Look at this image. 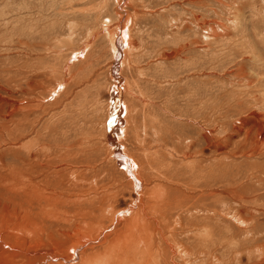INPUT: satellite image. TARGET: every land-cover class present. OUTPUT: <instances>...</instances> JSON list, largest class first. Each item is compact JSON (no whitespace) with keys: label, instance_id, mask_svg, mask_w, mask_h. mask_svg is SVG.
<instances>
[{"label":"rangeland","instance_id":"rangeland-1","mask_svg":"<svg viewBox=\"0 0 264 264\" xmlns=\"http://www.w3.org/2000/svg\"><path fill=\"white\" fill-rule=\"evenodd\" d=\"M0 84V264H264V0H0Z\"/></svg>","mask_w":264,"mask_h":264},{"label":"bare ground","instance_id":"bare-ground-1","mask_svg":"<svg viewBox=\"0 0 264 264\" xmlns=\"http://www.w3.org/2000/svg\"><path fill=\"white\" fill-rule=\"evenodd\" d=\"M26 2V1H25ZM29 6V5H28ZM30 18V17H29ZM30 20V19H29ZM37 22V21H36ZM73 26V25H72ZM126 26V25H125ZM176 26V25H175ZM124 27V26H123ZM74 28H75V26H74ZM77 28V27H76ZM12 30V29H11ZM16 30H18V29H16ZM13 32V31H12ZM11 32V33H12ZM34 32V31H33ZM12 34H14V33H12ZM28 34V33H27ZM27 34H25V35H27ZM30 34H31V32H30ZM24 34H23V37L25 36ZM120 35V34H119ZM35 36V34L33 33V36L32 37H34ZM70 36V35H69ZM27 37V36H26ZM30 37V36H29ZM31 37V38H32ZM71 37V36H70ZM110 37V36H109ZM116 37H118V36H116ZM115 38V36H114V34H113V38H112V45L114 46V48H115V52L116 51H120V49H119V46L118 45H120V46H125V39H124V37L122 38V37H120L121 39H119V41H117V43H116V39H114ZM20 39V38H19ZM111 39V38H110ZM29 40V39H28ZM72 40V39H71ZM24 43V42H23ZM52 43H54V42H52ZM51 43V44H52ZM70 43H71V41H70ZM119 43V44H118ZM22 44V43H21ZM24 44H26L25 46H26V48L28 49V51L26 52L27 53V55L29 56V58L27 59V60H25V61H22L21 63H18V64H16L17 66H18V69H16L14 72H12V73H10V76H12V80L13 81H16L17 79H20V80H22V82L18 85L19 86V90H20V93L22 92L23 94H25V96H23V98L24 99H21L20 101H19V104H21V106H19V107H17V106H15V107H13V108H20L21 109V112H23V110H24V108H27V107H29V105L27 104V102L28 103H30V101H31V98L30 97H28L27 96V94L29 95V94H31L32 93V91H35L36 89H37V85H38V83L39 82H41L39 79H36L35 78V75H41L42 73L39 71L40 69H41V67H40V69L39 68H30V70L28 69H26L27 67H26V65L25 64H29L30 62H31V64H36V63H33V62H35V61H33L30 57H31V55H33L32 54V51H34V50H37L36 49V47L38 48V44H36V42H32V41H26ZM40 44V43H39ZM69 44V43H68ZM70 45V44H69ZM24 46V45H23ZM22 46V47H23ZM42 46V45H41ZM40 47V46H39ZM51 47V46H50ZM53 47V46H52ZM53 48H55V47H53ZM41 50V49H40ZM47 52V51H46ZM80 52V51H79ZM26 57V56H25ZM27 58V57H26ZM30 59V60H29ZM29 60V61H28ZM33 61V62H32ZM46 68V67H45ZM26 71H25V70ZM39 69V70H38ZM43 69V68H42ZM42 76V75H41ZM38 82V83H37ZM11 84H13V83H11ZM1 85V84H0ZM15 86V85H14ZM1 87V86H0ZM15 88H17V87H15ZM14 88V89H15ZM18 89V88H17ZM7 91H10L9 89H6ZM12 91V90H11ZM16 92H17V90H16ZM15 92V93H16ZM38 92V91H37ZM35 95V94H34ZM41 95V94H40ZM39 95V96H40ZM32 97V96H31ZM35 98V97H34ZM33 98V99H34ZM17 99V98H16ZM15 99V100H16ZM37 99V101H38V98H36ZM35 100V99H34ZM40 101H41V99H39ZM18 101V100H17ZM23 102H26V103H23ZM18 103V102H17ZM32 103V102H31ZM23 104H25V105H23ZM28 106H27V105ZM42 104V103H41ZM14 105V104H13ZM43 106V105H42ZM8 114H9V112H8ZM24 116H26V115H24ZM7 117V116H6ZM25 121V120H24ZM121 120L118 118V122H120ZM20 125L19 126H21L22 127V125L24 124L23 123V121L22 122H20L19 123ZM120 125H122V122H120V124H118L117 126H115V132H116V135H117V137L119 136V127H120ZM114 128V127H113ZM17 129V128H16ZM20 130V129H19ZM112 134V133H111ZM110 134V135H111ZM113 136V135H112ZM120 137V136H119ZM112 139V138H111ZM118 145V144H117ZM117 147V146H116ZM114 151V150H113ZM115 152L117 153V156H118V158H123V159H125V160H127V157H126V155L124 156L123 154L124 153H121L122 151H120L119 152V150H115ZM116 156V157H117ZM131 159V158H130ZM187 161V160H186ZM121 162V161H120ZM124 162V161H123ZM127 162V161H126ZM129 162V161H128ZM126 164V163H125ZM130 164V163H129ZM131 165V164H130ZM127 168H131V166L129 167H127ZM127 170V169H126ZM132 170V169H131ZM130 171V170H129ZM135 172V171H134ZM134 172H133V174H134ZM132 173V172H131ZM132 174V175H133ZM159 174V173H158ZM134 176V175H133ZM135 177V176H134ZM12 178H13V176H12ZM144 181V180H143ZM49 182V181H48ZM47 182V183H48ZM136 182L138 183L139 181H138V179L136 178ZM29 183H31V180H30V182ZM22 184V183H21ZM24 184V183H23ZM140 184V183H139ZM138 184V185H139ZM115 185V184H114ZM24 186V185H23ZM25 187H27V186H25ZM25 189V188H24ZM91 189V188H90ZM12 190V189H11ZM53 190V189H52ZM43 192V191H42ZM93 192V191H92ZM82 193V192H81ZM115 194V193H114ZM85 196V195H84ZM78 197V196H77ZM158 198V197H157ZM88 199V198H87ZM82 200V199H81ZM151 200V199H150ZM79 201V200H78ZM84 201V200H83ZM9 202V201H8ZM11 203H13V202H11ZM13 212H11V213H15L16 212V210H17V208H15L14 206L12 207V209H11ZM106 210V209H105ZM9 212V211H8ZM129 212V211H128ZM102 213V212H101ZM87 214V213H86ZM107 214V213H106ZM112 214V213H111ZM117 214V213H116ZM104 215V214H103ZM108 215V214H107ZM106 215V216H107ZM110 215V214H109ZM91 216V215H90ZM114 216H115V214H114ZM113 216V217H114ZM119 216V215H118ZM131 216V215H130ZM108 218H109V216H108ZM113 219V218H112ZM1 224H0V228L2 227V222H0ZM18 226H19V224H18ZM90 226L91 227H94V225L92 226L91 224H90ZM86 227V226H85ZM108 228V227H107ZM96 229V228H95ZM19 230V229H18ZM17 230V231H18ZM74 230V229H73ZM92 230H94V229H92ZM91 230V231H92ZM83 231V230H82ZM88 232V231H87ZM97 233H98V231H97ZM97 233H95V235L97 234ZM108 233V232H107ZM247 233H249V230L247 231ZM1 234V233H0ZM17 234V233H16ZM89 234V233H88ZM88 234H87V236H88ZM103 235V234H102ZM102 235L100 236V233L98 234V235H96V238H94V239H89V241L87 242V245H83V246H81L80 248H82V249H85V247L86 246H91L92 248H95V247H93L94 246V244H96V245H102V242H104V240L106 241V237L104 236V237H102ZM18 237V236H17ZM94 237V236H93ZM123 237V236H122ZM1 238H2V235H0V240H1ZM19 238V237H18ZM140 238V236L139 237H136V239L134 240V242H129V244H134V246L135 247H132V246H129L128 248L127 247H125L124 249H123V251L121 252V254H120V256L118 257V258H121L123 255H124V257L122 258V260L123 261H127V260H129V263L128 264H130V261H132V260H134L133 258H132V254L134 253V252H138V251H140V253H143L142 252V249H145L146 248V246H147V242L146 241H144V240H142L141 238ZM3 239V238H2ZM88 238H86V240H87ZM140 240H141V242H140ZM80 241H82V240H80ZM84 241H85V239H84ZM83 241V242H84ZM82 242V243H83ZM128 243H127V245L126 246H128L129 245ZM148 244H149V242H148ZM150 245V244H149ZM103 249V248H102ZM75 250V249H74ZM93 251V250H92ZM103 251V250H102ZM106 251V250H105ZM149 251V250H148ZM147 252V251H146ZM72 253V252H71ZM62 254V253H61ZM65 254V253H64ZM105 254H107L106 252H105ZM4 255V254H3ZM3 255H2V257H3ZM6 255V254H5ZM86 255H88V254H86ZM102 254H99V256L100 257H84V255H83V257H81L80 256V261H81V263L80 264H109V257L107 258V259H102V256H101ZM109 255H111V254H109ZM62 256V255H61ZM75 257V256H74ZM153 258V256H151V254L149 253L147 256H146V259H145V261H147L148 259V261L145 263V264H157V260L155 259V258ZM76 259V258H75ZM75 259H74V261H75ZM63 260H65V259H63ZM71 260H72V258H71ZM70 260V261H71ZM67 261H69V260H67ZM73 261V260H72ZM71 261V262H72ZM80 261H77V262H80ZM104 261V262H103ZM106 261H108V263L106 262ZM144 261V262H145ZM50 262V261H49ZM66 262V261H65ZM56 264V263H55ZM64 264V263H63Z\"/></svg>","mask_w":264,"mask_h":264}]
</instances>
